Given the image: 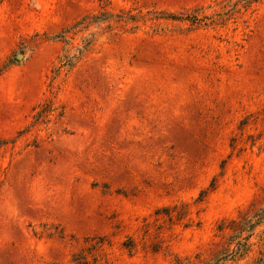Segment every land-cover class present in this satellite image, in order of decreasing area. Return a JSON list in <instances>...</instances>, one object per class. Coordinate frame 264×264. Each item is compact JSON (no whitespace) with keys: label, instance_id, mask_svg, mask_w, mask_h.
<instances>
[{"label":"rangeland","instance_id":"1","mask_svg":"<svg viewBox=\"0 0 264 264\" xmlns=\"http://www.w3.org/2000/svg\"><path fill=\"white\" fill-rule=\"evenodd\" d=\"M225 2L0 0V264H213L235 248L231 222L264 206V0L211 26L106 31L53 79L52 38L86 15ZM248 243L221 264H257L264 222Z\"/></svg>","mask_w":264,"mask_h":264},{"label":"trees","instance_id":"2","mask_svg":"<svg viewBox=\"0 0 264 264\" xmlns=\"http://www.w3.org/2000/svg\"><path fill=\"white\" fill-rule=\"evenodd\" d=\"M259 0H226L224 7L227 8V12L224 14H217L216 16H208L203 9L193 11L188 15H176L168 13H152L148 12L147 15L141 12L137 14H131L130 12H122L120 15L111 13L107 10H102L95 15H86L82 17L71 27L66 28L56 36L52 38L53 42H60L64 45L57 64L53 70V79L59 78L64 72L72 71L75 66L81 61V59L94 47L99 40V36L106 31H114L118 27L131 25L130 30L135 31L140 27V23H146L147 21H159V20H172L175 22H187L191 26H211L220 22H225L224 19H218L216 17L232 16L233 13L238 12L241 8L248 10L253 4ZM240 6V7H239ZM224 18V17H223ZM222 24V23H219ZM224 24V23H223ZM88 35L81 39V42L77 46H73L72 36L78 33L87 32ZM50 109L45 106L40 110L36 116V123H41L45 120ZM3 143H0V145ZM264 222V206L260 208L249 219L240 221H233L230 224L233 235L231 236V242H234L235 248L223 254L221 257L216 258L213 264H221L229 260H238L248 254L251 245L249 240L253 236V231ZM80 264V263H77ZM82 264V263H81ZM86 264V263H84ZM257 264H264V254L258 259Z\"/></svg>","mask_w":264,"mask_h":264},{"label":"water","instance_id":"3","mask_svg":"<svg viewBox=\"0 0 264 264\" xmlns=\"http://www.w3.org/2000/svg\"><path fill=\"white\" fill-rule=\"evenodd\" d=\"M20 57H22V55H19V56H18V59H20Z\"/></svg>","mask_w":264,"mask_h":264}]
</instances>
